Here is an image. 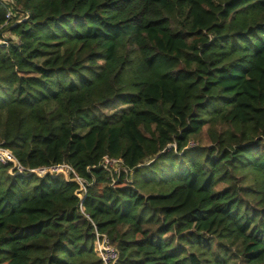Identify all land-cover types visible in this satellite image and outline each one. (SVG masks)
<instances>
[{"label":"trees","instance_id":"obj_1","mask_svg":"<svg viewBox=\"0 0 264 264\" xmlns=\"http://www.w3.org/2000/svg\"><path fill=\"white\" fill-rule=\"evenodd\" d=\"M13 1L0 141L86 194L0 164V264H102L96 230L118 264H264V0Z\"/></svg>","mask_w":264,"mask_h":264},{"label":"built area","instance_id":"obj_2","mask_svg":"<svg viewBox=\"0 0 264 264\" xmlns=\"http://www.w3.org/2000/svg\"><path fill=\"white\" fill-rule=\"evenodd\" d=\"M6 1L7 3L14 5L13 0H0ZM23 17V16H22ZM29 17L28 14L24 15V20ZM22 19V20H23ZM13 20L12 10H7L5 15V20L0 24V48H7L11 44V38L7 32L11 21ZM195 144H191V147H194ZM172 147L169 148L171 150ZM0 164L7 167L10 171V174L13 176H23V177H36L40 180H43L49 176L57 177L59 175L64 176L66 179L71 181L79 182L83 187L82 198L85 197L86 188L84 182L76 172V170L69 164H53L49 166H42L37 168H28L24 166L18 158L15 156L13 151L5 147L4 142L0 141ZM124 164L122 159L112 158L106 156L103 160V165L105 169L110 173V175H115L121 169L120 167ZM94 250L97 257L101 260L102 264H118L120 260L119 251L112 245L109 237L107 235L100 234L96 230V239L94 243Z\"/></svg>","mask_w":264,"mask_h":264},{"label":"rangeland","instance_id":"obj_3","mask_svg":"<svg viewBox=\"0 0 264 264\" xmlns=\"http://www.w3.org/2000/svg\"><path fill=\"white\" fill-rule=\"evenodd\" d=\"M129 59V61H133V59L132 58H128ZM135 62V61H134ZM102 114H107V112L106 111H104V110H102V107H99L98 106V109L95 111V115H97V116H103ZM104 115V116H105ZM206 132V131H205ZM194 143H195V146H197L198 144L199 145H201V146H208L210 143L206 140V137H205V135L204 134H202L201 135V137L199 138V139H197V140H195L194 141ZM149 165V164H148ZM167 174V173H166ZM225 186H222L221 188H224Z\"/></svg>","mask_w":264,"mask_h":264}]
</instances>
